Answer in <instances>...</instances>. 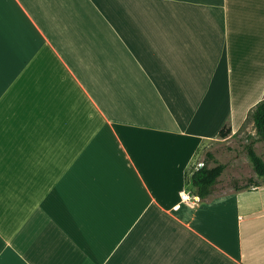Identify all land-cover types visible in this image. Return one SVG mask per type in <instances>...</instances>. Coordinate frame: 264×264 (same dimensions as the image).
I'll list each match as a JSON object with an SVG mask.
<instances>
[{"label":"crops","instance_id":"obj_1","mask_svg":"<svg viewBox=\"0 0 264 264\" xmlns=\"http://www.w3.org/2000/svg\"><path fill=\"white\" fill-rule=\"evenodd\" d=\"M263 96L264 0H0V264H264L190 180Z\"/></svg>","mask_w":264,"mask_h":264},{"label":"trees","instance_id":"obj_2","mask_svg":"<svg viewBox=\"0 0 264 264\" xmlns=\"http://www.w3.org/2000/svg\"><path fill=\"white\" fill-rule=\"evenodd\" d=\"M250 122L255 129V136L248 135L247 142L243 145V148L248 156L252 168L257 178L262 179L264 177V159L257 154L255 150V143L264 140V96L263 98L249 111L244 125ZM243 125V127H244ZM242 127V128H243ZM231 133V128L228 124H225L219 131V138L225 139ZM213 163L212 165H210ZM226 165L217 160L213 153L206 152L202 166L196 168L191 173V184L194 189V195L200 200L206 199L214 192V188L217 185L219 178L222 176ZM250 182L254 184L253 180ZM259 185V182H256ZM233 188L235 190H246L248 186H240L238 183H234Z\"/></svg>","mask_w":264,"mask_h":264},{"label":"rangeland","instance_id":"obj_3","mask_svg":"<svg viewBox=\"0 0 264 264\" xmlns=\"http://www.w3.org/2000/svg\"><path fill=\"white\" fill-rule=\"evenodd\" d=\"M248 135L255 136V129L249 121L233 139L227 140L212 149L219 161L226 165L217 186L218 190L233 187L234 183H238L240 186H248V189L252 188L253 184L250 179L256 178V174L243 148ZM255 150L264 159V140L255 143ZM196 167L197 163H195Z\"/></svg>","mask_w":264,"mask_h":264},{"label":"built area","instance_id":"obj_4","mask_svg":"<svg viewBox=\"0 0 264 264\" xmlns=\"http://www.w3.org/2000/svg\"><path fill=\"white\" fill-rule=\"evenodd\" d=\"M202 166V163H198L197 165V168L201 167Z\"/></svg>","mask_w":264,"mask_h":264}]
</instances>
